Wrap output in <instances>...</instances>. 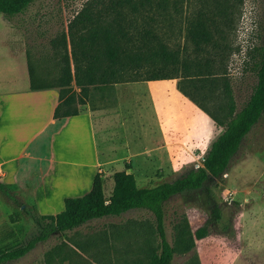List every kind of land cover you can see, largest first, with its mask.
I'll use <instances>...</instances> for the list:
<instances>
[{"label": "trees", "instance_id": "obj_1", "mask_svg": "<svg viewBox=\"0 0 264 264\" xmlns=\"http://www.w3.org/2000/svg\"><path fill=\"white\" fill-rule=\"evenodd\" d=\"M38 1L41 0H0V15H20ZM240 3L241 0H205L185 16L183 36L190 46L187 48L170 45L161 32L164 20L171 22L179 14L177 0H89L68 21L65 32L49 39L51 56L38 58L40 64L46 60L53 64L51 75H37L30 54L25 52L29 89L57 92L53 119L77 115L78 106L87 104L91 89H106L117 83L175 80L176 90L221 131L200 165L170 182L138 188L130 173L119 171L113 173L112 187L105 198L100 177L95 174L89 191L64 198L59 213L33 217L37 232L21 245L1 248L0 264L23 257L50 235H63L91 220L138 210L152 216L157 238L156 246L147 251L145 264H171L175 252L193 251L194 240L207 235L208 222L219 224L221 215L214 205L209 218L193 232L183 216L170 245L164 233V205L180 194L204 189L211 179H219L244 136L264 112V43L249 57L254 84L238 109L223 67L224 45L220 41Z\"/></svg>", "mask_w": 264, "mask_h": 264}, {"label": "rangeland", "instance_id": "obj_2", "mask_svg": "<svg viewBox=\"0 0 264 264\" xmlns=\"http://www.w3.org/2000/svg\"><path fill=\"white\" fill-rule=\"evenodd\" d=\"M87 1L41 0L20 15L11 18L0 15V75H12L9 56L13 52L24 55L28 52L35 73L51 75L55 70L53 64L49 60L40 64L37 60L42 55L51 56L49 39L60 31L65 32L68 21ZM204 1L177 0L179 14L171 22L165 19L162 23L161 32L170 45L190 47L183 36V19ZM234 14L220 43L224 45L223 67L238 109L254 84L249 57L264 43V0H241ZM102 90L89 91V106ZM215 129L213 136L221 131ZM116 139L118 144L119 135ZM116 150L121 151L118 147ZM64 157L74 158L70 153ZM174 160L191 161L182 151L174 155ZM198 165L194 162L180 170L164 171L162 181H171ZM66 169L63 173L52 169L47 178L46 184L56 186L55 198L78 197L84 192L81 188L85 190L79 176L72 179L77 174L71 172L70 167ZM111 187L112 180L108 176L102 181L105 198ZM20 199H31L25 186L0 185V249L21 245L37 232L33 213L25 215L22 211L23 208L31 211V208L22 207ZM213 205L221 215L219 224L208 222L207 235L194 240L195 253L175 252L171 264H264V112L244 136L219 179H211L204 189L180 194L164 205L166 241L173 244L183 216L193 232L209 218ZM153 227L152 216L139 210L95 219L63 235H50L23 257L4 264H145L148 249L157 244Z\"/></svg>", "mask_w": 264, "mask_h": 264}, {"label": "crops", "instance_id": "obj_3", "mask_svg": "<svg viewBox=\"0 0 264 264\" xmlns=\"http://www.w3.org/2000/svg\"><path fill=\"white\" fill-rule=\"evenodd\" d=\"M9 59L12 75H0V185L28 189L31 199H20L31 208H23L25 215L63 209L56 186L46 184L52 169L63 173L70 167L77 174L72 179L79 176L85 184L81 196L95 174L102 184L125 171L138 188L152 187L163 183L164 171L200 165L219 135L213 136L212 120L176 90L174 80L113 84L90 106H78L77 115L53 119L56 90H30L25 55L13 52ZM180 151L191 161L174 160Z\"/></svg>", "mask_w": 264, "mask_h": 264}, {"label": "built area", "instance_id": "obj_4", "mask_svg": "<svg viewBox=\"0 0 264 264\" xmlns=\"http://www.w3.org/2000/svg\"><path fill=\"white\" fill-rule=\"evenodd\" d=\"M198 166L194 167V168H197Z\"/></svg>", "mask_w": 264, "mask_h": 264}]
</instances>
